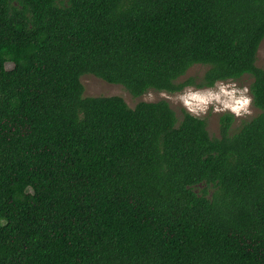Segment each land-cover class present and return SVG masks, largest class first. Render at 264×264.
<instances>
[{"label": "trees", "instance_id": "16d2710c", "mask_svg": "<svg viewBox=\"0 0 264 264\" xmlns=\"http://www.w3.org/2000/svg\"><path fill=\"white\" fill-rule=\"evenodd\" d=\"M263 39L264 0H0V264H264ZM86 74L134 96L250 75L261 112L213 137Z\"/></svg>", "mask_w": 264, "mask_h": 264}, {"label": "rangeland", "instance_id": "374dc122", "mask_svg": "<svg viewBox=\"0 0 264 264\" xmlns=\"http://www.w3.org/2000/svg\"><path fill=\"white\" fill-rule=\"evenodd\" d=\"M257 65L264 68V39L258 51ZM11 66H13V64H9V67ZM208 68V66L202 64L195 65L190 68L188 72L179 79V81H185L191 77H201ZM252 82L253 78L250 75H246L239 80L218 82L212 88L198 89L190 86L179 93H170L151 89L141 96H134L129 90L120 84L106 82L92 74H86L82 77V83L85 87L84 96H121L130 107H135L143 101L157 102L166 100L175 110L180 119L183 117V110H187L196 116L206 119L208 123V130L213 137L221 136L220 118L225 113H232L237 118L232 126V132L238 131L245 121L260 114L261 111L252 103V95L250 93V85ZM222 88L227 92H235L236 99H239L241 94L249 97L251 99V103L248 106L247 111L242 110L241 114L237 115L231 108H226L225 104L232 103V98L221 93ZM244 89H247V92H244ZM209 94L212 96H219V99H212L206 105H202L199 101H191L192 107L196 109L195 111H192L191 108L184 102V98L186 97L195 95L208 96ZM205 188L208 190L209 194L212 193L213 188L211 186H207L205 183L196 186L195 190L201 194Z\"/></svg>", "mask_w": 264, "mask_h": 264}, {"label": "clouds", "instance_id": "9594fccd", "mask_svg": "<svg viewBox=\"0 0 264 264\" xmlns=\"http://www.w3.org/2000/svg\"><path fill=\"white\" fill-rule=\"evenodd\" d=\"M244 92H247V89H244ZM221 93L232 98V103L225 104L226 108H231L237 115H240L242 110L247 111L248 106L251 103V99L249 97L241 94L239 99H236L235 92H227L223 88L221 89ZM212 99H219V96H212L211 94L208 96L195 95L184 98V102L191 108L192 111H195L196 109L192 107L191 101H199L202 105H206Z\"/></svg>", "mask_w": 264, "mask_h": 264}]
</instances>
